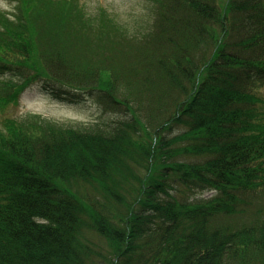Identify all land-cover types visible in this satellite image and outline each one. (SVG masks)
<instances>
[{
  "label": "trees",
  "instance_id": "trees-1",
  "mask_svg": "<svg viewBox=\"0 0 264 264\" xmlns=\"http://www.w3.org/2000/svg\"><path fill=\"white\" fill-rule=\"evenodd\" d=\"M13 1L0 113L43 83L122 116L0 120V264H264V209L246 213L264 190V0H145L134 21Z\"/></svg>",
  "mask_w": 264,
  "mask_h": 264
},
{
  "label": "rangeland",
  "instance_id": "rangeland-1",
  "mask_svg": "<svg viewBox=\"0 0 264 264\" xmlns=\"http://www.w3.org/2000/svg\"><path fill=\"white\" fill-rule=\"evenodd\" d=\"M90 10L96 11L101 6L113 11L121 20L134 21L138 18H149L151 14L150 5L145 0H81ZM0 9L8 12L16 10L13 0H0ZM63 90L56 91L46 87L43 83L28 88L21 96L19 105L9 107L4 113H0V120L3 117H14L19 120L25 119L31 114H40L47 120L63 125H88L93 122H104L116 120L122 116L118 110L106 109L100 105L94 96L89 94L74 93L64 94ZM211 193H205L202 197L208 198ZM246 213L253 214L264 209V190H258L248 199ZM235 216V217H234ZM233 219L248 220L250 216L234 215ZM244 217V218H243Z\"/></svg>",
  "mask_w": 264,
  "mask_h": 264
}]
</instances>
